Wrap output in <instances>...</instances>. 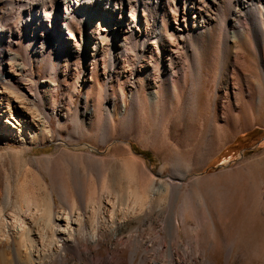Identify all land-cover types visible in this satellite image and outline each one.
Wrapping results in <instances>:
<instances>
[{"label":"rangeland","instance_id":"1","mask_svg":"<svg viewBox=\"0 0 264 264\" xmlns=\"http://www.w3.org/2000/svg\"><path fill=\"white\" fill-rule=\"evenodd\" d=\"M5 2L0 0V22ZM257 13L251 15L249 39L218 44L220 60L203 80L198 109L178 124L172 122L173 111L150 108L147 93L153 88L144 74L154 62L140 59L139 46H126L124 61L106 82L108 52L97 74H90L91 58L80 52L79 41L66 43L50 33L31 43L24 17L19 25L14 16L11 28L20 35L9 36L12 45L0 39V48H8L15 59L0 64L7 74L21 76L8 89L12 94L11 86L17 93L24 90L28 99L34 95L46 127L38 130L43 140L0 137V264H74L76 250L87 248L100 258H118V264H129L134 250L149 252L152 262L169 245L180 264H264V106L231 95L230 113L222 106L223 81L216 85L214 80L229 61L231 45L244 53L243 67L259 94L264 56H254L251 48L264 36ZM16 64L29 66L25 76ZM23 84H30L27 90ZM106 104L114 108L115 128L102 142L97 125L103 118L97 112ZM127 117L133 123L124 124ZM98 206L113 211L111 220L101 218ZM67 211L78 218L73 224L77 248L69 252L61 248L58 234H51L52 225L65 226L57 217ZM33 232L41 242L26 240ZM58 251L65 261L57 260Z\"/></svg>","mask_w":264,"mask_h":264},{"label":"bare ground","instance_id":"2","mask_svg":"<svg viewBox=\"0 0 264 264\" xmlns=\"http://www.w3.org/2000/svg\"><path fill=\"white\" fill-rule=\"evenodd\" d=\"M18 1L6 0L5 2L6 6L0 22L1 40H7L8 44H10V35L15 34V37H19L20 34L15 30L16 28H11V20L15 16L17 17L16 23L21 25L22 16L24 17L23 25L25 31L31 32L29 38L31 43L39 40L44 41L50 33H56L59 37L66 40V43L74 40L76 42L79 41L80 52L86 53L91 58L88 63L91 68L90 74H97L100 62H103V54L108 52L111 68L108 72L104 71L106 82L112 78L115 69L119 68L120 62L124 61L126 46H139L141 48L140 59L143 60L149 57L148 59L154 62L152 70L144 74L149 76L151 80V89L157 88L158 90L152 89V91H148L147 94L150 96L149 106L150 108H156L158 105L167 114L173 111L175 115L172 118V122L177 124L186 123L190 112L198 109L200 102L198 93L203 86V80L211 76L210 74L215 70L216 62L221 56L218 54V44L222 46L220 44L222 43L221 40L224 39L226 41L225 45L229 42L234 45L238 40L249 39V25L252 26L254 24L251 18L253 12H258L257 14L260 17L258 18L261 19L264 30V0ZM47 8H51L50 11L54 13L52 19L47 14ZM123 9L124 12L122 11ZM77 33L79 34L78 36H76ZM225 45L223 46L225 47ZM230 46L229 61L228 63L225 62L226 65L223 64L225 67L221 66L222 68L218 72L220 73L219 76L215 72L214 78L216 85L223 81L226 89L224 95L226 103H223L222 106L229 111L231 110L230 113L232 112L233 105L228 100L229 96L232 95L235 100L241 97L242 101L246 97L256 107H263L264 70L261 71L262 77H260L262 81L260 82L262 83L259 84V94L257 95V88L250 81L251 75L248 70L246 73L245 66L243 67L241 59H244V53L241 54L237 50L232 51ZM251 48L254 56H261L262 54L264 56V36L261 37L260 41L257 40L255 44L251 45ZM6 58L15 59V56L11 55V51L8 48L1 47L0 60L3 61ZM27 68L16 64L19 75L22 73L25 76V69L27 70ZM20 79L21 76L7 74L0 64V137L4 140L9 138L21 140L24 139L23 136L30 135L31 140H43L45 136L38 130L46 127V121L37 115L33 102L35 96L32 95L28 99L24 94V90L17 93L18 89L11 86L14 89L13 92H16L14 93L16 95H14L8 89L10 83L14 84ZM86 79H89V77ZM29 85L23 84L22 88L27 90ZM139 101L145 102L143 97L139 98ZM144 104L146 105V103ZM227 109L225 110L227 111ZM219 110L221 109L219 108ZM222 113L224 114V112ZM193 114H190V116H193ZM97 115L103 118L97 127L101 141L105 142L114 133V108L106 104L104 112L99 110ZM129 118H124L122 120L123 123H133L132 118ZM195 124L193 125L195 126ZM96 209L97 212L100 211L101 218L105 216L107 219L111 218L112 210L105 206H98ZM48 214L51 215L50 210ZM62 214L64 216L57 215V218L64 220L65 226L59 228V223L52 225L51 234H58L56 238L58 237V240L62 241L60 244L61 248L69 252L77 248L76 228L73 227V224L78 225V218L72 219L70 211ZM104 219L107 220L106 218ZM19 227L21 232V223ZM37 233L33 232L34 236L26 240H30L29 242L32 244L37 243V241L41 240L39 236H36ZM19 235L21 244V234ZM52 237L55 236H50L51 241ZM51 241L49 242L52 243ZM164 251L159 260L150 262L149 252L139 253L134 250L130 252L129 264H180L179 256L174 252L175 250L172 249L171 245L167 246ZM75 254L76 259L73 260H76V262L74 264H118L119 260L110 255L109 257L100 258L88 248L86 250H76ZM2 256L3 254L0 253V259H2ZM65 258V253L59 252L58 259H56L65 261ZM56 259L54 257L52 261ZM206 262L208 263V261Z\"/></svg>","mask_w":264,"mask_h":264}]
</instances>
